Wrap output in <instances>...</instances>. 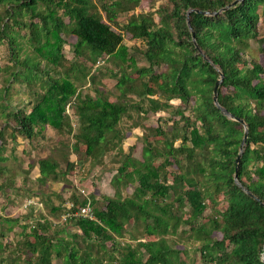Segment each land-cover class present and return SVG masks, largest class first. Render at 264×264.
Instances as JSON below:
<instances>
[{
    "label": "trees",
    "instance_id": "obj_1",
    "mask_svg": "<svg viewBox=\"0 0 264 264\" xmlns=\"http://www.w3.org/2000/svg\"><path fill=\"white\" fill-rule=\"evenodd\" d=\"M94 1L0 0V45L7 44L11 63L3 69L8 76L7 86L0 88V115L14 123L9 126L12 138L32 141L50 126L73 136L70 148L85 162L91 159L98 165L112 151L120 154L112 179L114 197L98 200L74 186L73 194L59 205L47 202L50 215L66 212L63 223L32 212L23 218L0 217L2 228L21 229L15 244H4L7 232L0 230V264H54L55 259L60 264H191L179 246L183 238L199 243L206 264H264V66L246 57L251 41L264 44L258 33L264 0H243L217 15L212 14L236 0H170L156 11L158 23L152 13H134L140 0ZM129 12L121 27L117 17ZM126 33L145 44L144 51H136L149 66L138 64L135 50L124 42ZM63 35L76 37L74 60L63 54ZM24 41L46 62L43 67L28 54L22 60ZM79 58L91 62V68ZM111 58L118 61L112 73L120 92L117 102L99 90L94 97L81 96L77 84L86 78L94 83L90 70ZM68 63L64 72L51 75ZM158 67L164 69L157 72ZM221 75V107L248 127L239 163L245 126L215 105ZM16 82L28 88L39 82L41 91L30 90L34 99L13 106ZM130 95L141 102L130 103ZM173 99L181 106L174 108ZM70 106L78 133L70 130ZM134 108L147 114L174 108L180 115L169 133L160 126L144 127L143 162L121 147L127 137L124 121ZM188 110L191 115H186ZM5 129H0V163L8 160ZM69 152L62 160H38V184L69 182L77 166ZM172 165L179 172L169 173ZM131 187L133 193L124 197L123 191ZM84 207H90L93 219L79 215ZM207 210L209 218L204 216Z\"/></svg>",
    "mask_w": 264,
    "mask_h": 264
},
{
    "label": "rangeland",
    "instance_id": "obj_2",
    "mask_svg": "<svg viewBox=\"0 0 264 264\" xmlns=\"http://www.w3.org/2000/svg\"><path fill=\"white\" fill-rule=\"evenodd\" d=\"M112 2L113 0H108ZM95 4H98V1H94ZM170 3V0H140L139 6L134 11L135 14H146L152 13L155 21L159 22V17L156 14V11L160 6H166ZM263 8H259L261 15L258 33L259 38H264V17L262 14ZM1 11V10H0ZM63 11L60 12L62 14ZM133 12L119 14L117 21L121 27L129 20ZM105 17V14L102 13ZM65 21L68 22V18L64 17ZM117 27L113 25V29ZM25 32H23L24 34ZM65 44L63 45V54L67 60H74V44L76 42V37L73 35L66 36L63 35ZM124 42L130 48V51L135 50V58L140 66H149V63L144 59V56L139 51H144L146 49L145 44L141 40H132L131 35L127 34L124 37ZM25 46L23 52L21 53L22 60L26 57L25 54H28L30 57H37V61L42 62V67L46 64L45 61H42V58L35 54L33 48L30 47L27 41H24ZM251 46L247 51L246 57L248 62L252 60L259 62L264 66V54L261 52V48L264 49V44L261 45L256 41H251ZM106 57V56H105ZM102 58V57H101ZM105 60V61H103ZM80 62H84L87 66L91 68V62L87 61L85 58H79ZM103 61V62H102ZM101 64L96 67L93 66L91 73L95 78V82L91 83L90 78H86L83 81L79 82L78 92L81 96H92L94 97L96 90H99L102 95H105L109 101L117 102L118 96L120 95L119 90L116 87L117 78H115L112 73L117 72V62L115 59H102L99 61ZM11 63L9 61V48L7 44L0 45V88L7 86L5 82L7 74L4 73L3 69L6 66H9ZM68 63L64 67L58 68L55 72L51 71L53 77L57 76L58 73L64 72V69L69 67ZM81 64V63H79ZM77 66L78 63H77ZM244 68V67H243ZM164 68L158 67L155 68L157 72H161ZM246 68H244L245 70ZM130 72V70H128ZM64 74V73H63ZM133 75V78H136ZM30 90L40 92L41 87L38 82L33 86V88H28L25 84L20 82L14 83L11 89V102L13 106L22 105V102H27L32 98ZM223 93L229 92L227 89H222ZM157 98V96H155ZM34 99V98H32ZM127 100L130 103L141 102L135 95H130ZM146 101L144 102V106ZM171 104L175 106H181V101L178 99H173ZM194 105L192 102L191 106ZM69 109V119L68 123L71 124V132L78 133V124L74 120V109L70 106ZM174 108H167L161 110L157 113L149 112H139L136 108L132 110L130 115L131 118H126L124 121V126L126 128L125 134L126 138L122 141L121 147L125 152L129 153L131 150L132 157L138 161H144L145 154V145L143 143L142 137L144 134V127H154L158 128L159 126L166 132L169 133L172 130L174 121L180 120V115L176 113ZM31 106L27 107V111H30ZM186 115H191L190 111L186 112ZM12 121H7L2 118L0 115V129L5 127L4 140L6 143V150L4 152L5 156L8 158L6 162L0 163V186H4L3 189H0V217H9V218H23L26 215H29L31 212L36 216L46 215L51 219H58L57 222L63 223L67 218L66 212H58L55 215H50L49 208L47 207V202L52 203L54 206L59 205L61 200H67L73 194L74 186L78 188L82 194L95 195L98 200H101L103 196H115L116 190L114 189L112 179L116 174L117 168L119 166L118 161L120 160L119 152L112 151L111 154H107L103 161L96 165L94 161L89 159L87 162L83 160V156L79 153L73 151L70 146L74 143V138L71 134L67 132L59 133L55 129L47 126L45 130L39 136H36L32 141L23 138L22 136H17L16 139L12 138ZM184 125V122H180V127ZM43 136V138H42ZM181 141L178 140L175 143V146L178 147ZM67 147V148H66ZM72 147V146H71ZM132 148V149H131ZM68 149V150H67ZM69 152V160L76 162L77 166L75 170L68 175L69 182L61 180L60 182H49L46 186L40 185L37 182L39 177V168L38 160L40 158L52 157L55 159L62 160V157L65 152ZM62 169H65V163L61 161ZM169 173L179 172L176 165L169 166ZM170 176V175H169ZM170 182H172V177H169ZM134 188L131 187L123 191V195L128 196L133 193ZM61 194L62 196H56ZM49 195L46 199L45 197ZM37 205L30 208V205ZM227 204L224 202L220 205L221 209H226ZM68 209L71 208V204H67ZM210 210H207L205 217L209 218ZM188 216L187 214L185 215ZM33 222V221H32ZM25 224V221H23ZM7 232L6 238L3 240L4 244L16 243L20 236L21 229L19 227L14 228L12 231H8L6 228H2L0 225V230ZM219 240H221L222 235L220 233L215 234ZM127 238V237H126ZM118 240L121 243L124 239ZM183 242L180 243V249L184 250V260L191 264H206L203 262L201 253L199 252V243L190 241L183 238ZM111 245L110 242L107 244ZM54 264H60V260H54Z\"/></svg>",
    "mask_w": 264,
    "mask_h": 264
},
{
    "label": "water",
    "instance_id": "obj_3",
    "mask_svg": "<svg viewBox=\"0 0 264 264\" xmlns=\"http://www.w3.org/2000/svg\"><path fill=\"white\" fill-rule=\"evenodd\" d=\"M242 1H243V0H236V1L233 2L231 5L226 6L225 8L221 9L218 13H213L212 15L220 14V13H222L223 11H226L227 9H229V8H231V7L235 6V5H237L239 2H242ZM191 11H193V10H191ZM191 11H190V12H191ZM190 12H189L187 15H189ZM204 14L207 15V14H209V13L205 12ZM187 21H188L189 29H190V31H191V33H192L193 42L196 44L195 34H194L193 29H192V27H191V25H190V20H189V18H187ZM222 82H223V75H221V76H220V79H218V81L216 82V86H215V89H214V102H215V105H216L219 109L222 110V112H223V114H224L225 116H227V117H229L230 119L235 120V121H237V122H239V123H241L242 125L245 126L244 138H243V141H242V144H241L240 152H239L238 157H237V160H236V162L239 163V161H240V159H241V157H242V154H243V152H244L245 145H246L247 140H248V133H249V132H248V127L246 126V124H245V122H244L243 120L234 117V116L231 115L227 110H225L224 108L221 107V105H220V103H219V101H218V97H219V93H218V91H219V87L221 86V83H222ZM236 181H237V177H236ZM237 182H238V181H237ZM238 184H239V183H238ZM239 185H240V184H239ZM248 193H249V192H248ZM249 194H250V193H249ZM263 259H264V258H263Z\"/></svg>",
    "mask_w": 264,
    "mask_h": 264
},
{
    "label": "built area",
    "instance_id": "obj_4",
    "mask_svg": "<svg viewBox=\"0 0 264 264\" xmlns=\"http://www.w3.org/2000/svg\"><path fill=\"white\" fill-rule=\"evenodd\" d=\"M75 215H77V214H75ZM79 215L83 216L85 218H92L93 219L92 210L90 209V207L82 208Z\"/></svg>",
    "mask_w": 264,
    "mask_h": 264
},
{
    "label": "crops",
    "instance_id": "obj_5",
    "mask_svg": "<svg viewBox=\"0 0 264 264\" xmlns=\"http://www.w3.org/2000/svg\"><path fill=\"white\" fill-rule=\"evenodd\" d=\"M42 138H43V136H42Z\"/></svg>",
    "mask_w": 264,
    "mask_h": 264
}]
</instances>
